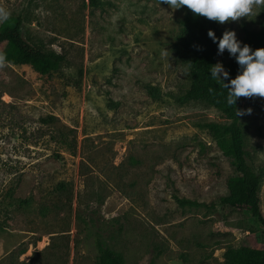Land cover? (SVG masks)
Masks as SVG:
<instances>
[{
	"label": "rangeland",
	"instance_id": "obj_1",
	"mask_svg": "<svg viewBox=\"0 0 264 264\" xmlns=\"http://www.w3.org/2000/svg\"><path fill=\"white\" fill-rule=\"evenodd\" d=\"M101 2L0 0L27 42L64 56L48 75L0 63V264H97L99 234L125 264H227L229 248H264L259 222L220 206L232 167L207 124L227 120L186 98L184 10ZM225 30L241 42L264 30V0ZM239 102L260 168L264 97ZM260 201L264 215V181Z\"/></svg>",
	"mask_w": 264,
	"mask_h": 264
},
{
	"label": "trees",
	"instance_id": "obj_2",
	"mask_svg": "<svg viewBox=\"0 0 264 264\" xmlns=\"http://www.w3.org/2000/svg\"><path fill=\"white\" fill-rule=\"evenodd\" d=\"M90 4L97 8L102 2L90 0ZM181 8L185 13L177 36V57L189 68L191 87L186 93V98L216 107L227 120L223 124H207V128L217 140L218 148L232 167V174L227 180V194L221 197L220 206L229 213L249 214L260 223L264 235V215L260 201L264 166L255 168L248 159L241 116L236 115V108L242 110L239 98L235 105L227 104L228 90L222 86V82L210 75L211 66L219 61L221 55H218L217 45L209 38L208 31L212 30L219 38L221 24L194 14L187 6ZM22 24L21 17H13L1 23L0 55H3L4 59L0 63L30 65L42 75L59 71L64 56L43 51L27 42L23 37ZM242 43L248 44L253 50L264 48V30H247ZM238 69L239 66L232 57L226 65L229 77L234 78ZM176 198L181 205L190 202L177 196ZM96 247L97 264H125L124 255L106 244L100 234L96 239ZM226 261L227 264H264V248H229L226 251Z\"/></svg>",
	"mask_w": 264,
	"mask_h": 264
},
{
	"label": "clouds",
	"instance_id": "obj_3",
	"mask_svg": "<svg viewBox=\"0 0 264 264\" xmlns=\"http://www.w3.org/2000/svg\"><path fill=\"white\" fill-rule=\"evenodd\" d=\"M259 2L260 0H165L172 9L187 6L194 14L220 24L251 15L254 3ZM9 15L6 9L0 8V22L7 20ZM208 36L216 43L218 55L227 50L239 66L234 78L229 77L228 71L219 61L210 68L211 77L222 82V86L228 90L227 104L235 105L239 97H264V48L253 50L237 39L234 30H225L219 38L209 30ZM3 59V55H0V61ZM247 113H250V109L236 108L237 116Z\"/></svg>",
	"mask_w": 264,
	"mask_h": 264
}]
</instances>
